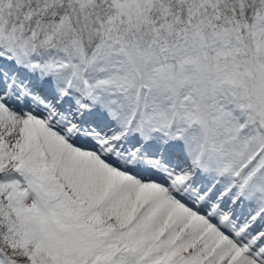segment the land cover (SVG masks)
<instances>
[{
  "label": "snow or ice",
  "instance_id": "1",
  "mask_svg": "<svg viewBox=\"0 0 264 264\" xmlns=\"http://www.w3.org/2000/svg\"><path fill=\"white\" fill-rule=\"evenodd\" d=\"M0 264H264V0H0Z\"/></svg>",
  "mask_w": 264,
  "mask_h": 264
}]
</instances>
